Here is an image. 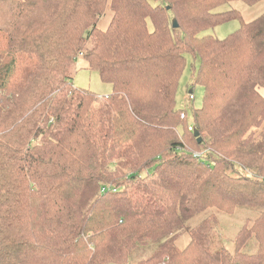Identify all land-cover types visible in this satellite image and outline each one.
<instances>
[{"label":"trees","instance_id":"1","mask_svg":"<svg viewBox=\"0 0 264 264\" xmlns=\"http://www.w3.org/2000/svg\"><path fill=\"white\" fill-rule=\"evenodd\" d=\"M262 1L0 0V264H264V13L219 10Z\"/></svg>","mask_w":264,"mask_h":264},{"label":"rangeland","instance_id":"2","mask_svg":"<svg viewBox=\"0 0 264 264\" xmlns=\"http://www.w3.org/2000/svg\"><path fill=\"white\" fill-rule=\"evenodd\" d=\"M237 10L242 15L245 22H249L264 13V1L249 7L241 2H234L219 8L220 11L225 10ZM109 14L106 13L98 22L97 28L104 30L107 27ZM239 28L237 21L228 22L226 24L219 25L213 29L208 30L205 34H209L218 39H224L229 34L235 32ZM198 67L197 59L191 58L186 55V66L179 80V85L176 91L175 102L178 110L185 111L188 119L190 120V114L193 109H198L201 105L202 88L199 85H194L193 75ZM73 86L79 89L94 92L97 95H108L110 93V86L103 84L96 72L90 71L84 62L79 59L76 64V73L73 79ZM190 92H192L193 100L189 99ZM250 213L246 210H241L235 213L233 216L219 215V227L222 235L225 239H231L233 235L238 231L241 225L244 223ZM188 242L186 235L182 236L177 244L179 247H184ZM218 242L220 245H224L226 248H231V242L223 240Z\"/></svg>","mask_w":264,"mask_h":264},{"label":"water","instance_id":"3","mask_svg":"<svg viewBox=\"0 0 264 264\" xmlns=\"http://www.w3.org/2000/svg\"><path fill=\"white\" fill-rule=\"evenodd\" d=\"M172 27L173 28H176L177 27V24H176V21L175 20H172ZM194 137H197V133L196 132H194ZM199 142H200V139L197 140V143H199Z\"/></svg>","mask_w":264,"mask_h":264},{"label":"built area","instance_id":"4","mask_svg":"<svg viewBox=\"0 0 264 264\" xmlns=\"http://www.w3.org/2000/svg\"><path fill=\"white\" fill-rule=\"evenodd\" d=\"M189 99H190V100H193V95H192V93H190V95H189ZM180 118H184V115L181 114ZM195 156H199V155H195Z\"/></svg>","mask_w":264,"mask_h":264},{"label":"crops","instance_id":"5","mask_svg":"<svg viewBox=\"0 0 264 264\" xmlns=\"http://www.w3.org/2000/svg\"><path fill=\"white\" fill-rule=\"evenodd\" d=\"M261 95L264 97V91H260Z\"/></svg>","mask_w":264,"mask_h":264}]
</instances>
